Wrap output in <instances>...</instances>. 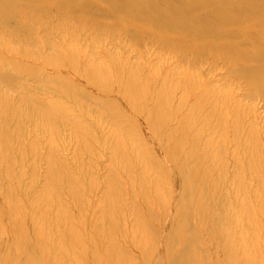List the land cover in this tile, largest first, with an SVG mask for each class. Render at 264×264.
Instances as JSON below:
<instances>
[{
  "label": "rangeland",
  "instance_id": "obj_1",
  "mask_svg": "<svg viewBox=\"0 0 264 264\" xmlns=\"http://www.w3.org/2000/svg\"><path fill=\"white\" fill-rule=\"evenodd\" d=\"M27 2L34 10L57 4ZM66 9H75L72 18ZM107 9L100 0H73L63 6L67 13L55 12L53 17L20 8L17 20L25 26L21 31L0 23L1 235L14 224L27 225L25 243L39 244L53 264H68L78 252L59 255L61 234L68 226L87 227L79 247L93 236L108 247V255L125 264H141L150 250L156 254H147L145 264H175L177 251L183 249L175 245L168 257L163 250L166 211L176 198L173 184L157 165L166 163L135 123L113 105L97 104L107 100L100 90L93 89L99 95L79 96L86 79L69 77L71 65L63 64L65 56L77 53V70L85 78L98 79L107 71L119 80L123 74L129 86L141 95L147 92L150 106L166 102L167 109L161 108L166 128L178 124L171 114L183 113V151L195 175L200 213L189 225L195 237L185 250L189 263L195 258L193 264H222L224 249L231 264H264V97L259 90L264 80L260 88H251L231 69L259 64L237 60L219 47L228 41L249 51L248 40L240 36L195 41L187 32L161 31L127 18V24L145 28L138 35L147 33L133 39L118 21L122 15ZM154 35L177 40L183 49L162 45L151 38ZM209 43L217 51L204 50ZM145 80H151L149 88L141 86ZM160 84L164 86L158 95ZM147 242L153 248L146 250Z\"/></svg>",
  "mask_w": 264,
  "mask_h": 264
},
{
  "label": "bare ground",
  "instance_id": "obj_2",
  "mask_svg": "<svg viewBox=\"0 0 264 264\" xmlns=\"http://www.w3.org/2000/svg\"><path fill=\"white\" fill-rule=\"evenodd\" d=\"M36 1L39 2L40 0ZM69 1L73 0H57V4L55 5L49 7L38 6L37 9L34 10L31 9V3H25V0H0V23L6 27L12 26L14 31H21L20 28L25 26L23 25V22L21 23L17 20L20 8H27V10L40 13V17L47 15H52L53 17L55 12L58 14L63 12L67 13L66 10H69L70 12L67 15L72 18L71 10L75 9L63 10V6L67 5ZM100 1L107 5V11L115 15H122L120 17L118 16V21L123 24V27L125 26V34L133 39L144 37L147 33L142 36L141 33L138 35L137 32H144L145 28L127 24V18L129 20L134 18L136 21H144L150 27L154 25L158 26L161 31L172 30L180 35H183V32H187L195 41L207 37L213 39L216 37L217 39L225 38V40L231 38H233L231 40H237L240 36L243 37L248 40L247 47H251L249 51H244L237 44H232L228 41L219 47L226 50L231 57L235 56L237 60L247 59L253 63L259 64L258 67L231 70L234 74L240 76V78L246 79L251 88L261 87V82L264 80V0H216L217 2L215 1V4H212L213 1L211 0H186V2H181L179 0ZM42 4L47 5L46 3ZM169 5H172L175 9H165V6ZM190 14L195 15L194 18L190 17ZM24 18L25 17H22L21 20ZM198 24H200V29L195 27ZM225 32H228V34ZM151 38L157 39L162 45L170 44L173 48H175V45L182 47L181 49H183V44H178L177 40L173 41L171 39H166L163 36L156 35ZM205 49L217 51L215 45L212 43L207 44V48H204V50ZM65 57L67 58L63 63L64 66L69 64L72 67H69L68 76L76 81H81L79 80L80 78L86 79V82H83L85 83L84 85L86 88L79 91V96H90V94L99 95L100 93H93V89L100 90V92H102L101 95L105 94L104 97L107 98V100L100 99L97 104L113 105L117 111L123 114V117L127 121L135 123L138 131H141L143 136L145 135L148 144L159 153L161 159L166 163L165 167L159 165V163H157V165L158 168L164 171L167 179L173 184L176 198L168 207L167 205L165 206L168 208V210L166 208V213L168 212L169 216H167L168 222L165 224L167 226L164 225L163 228L164 233L167 235L166 241L164 240L163 242V250L164 254H168L169 256L170 250H173L175 245L181 244L183 249H181L180 252H178L179 250L177 251V256L178 254L179 256L177 259L175 258V264H188L189 261L186 259L185 250L188 251L189 244L195 238L193 233H191L192 229L191 226L189 228V225L191 224L193 217L200 213L195 202L196 194H194L195 190L193 187V179L195 178V175L188 169L187 163L189 156L185 155L186 153L183 151V134L185 132L183 127V113L171 114L172 112H170L171 116H168H170V118H175L178 124L175 127L168 129L166 128L167 121L161 115V108L167 109L166 102H160V104L155 103L150 106L148 104L150 102L149 97L146 98L147 92L141 95V93L137 92L134 87L127 84V80L123 74L118 75L123 76L119 80H114L111 75L107 74V71H104L102 73L104 75H101L98 79L93 78L92 76L85 78L84 72L77 70L79 64L76 63H79L80 61L79 55L75 53V55ZM160 76L162 75L159 74L158 77ZM6 77L8 76L6 75ZM160 82L161 81L159 80L158 83ZM150 85L151 80H145L141 84V86H146L148 88ZM163 86L164 85L160 84L159 89L156 90L159 91L158 95H160ZM259 90L263 93L264 97V89ZM153 99V101H155L156 97H153ZM109 114L111 116L121 115L113 112H109ZM165 116L167 117V115ZM135 118L139 121V125L136 124ZM72 126L73 129H80V127ZM116 149L118 153L121 155L123 154L122 148L117 146ZM142 159V161L147 162L144 155ZM149 164L153 165L152 161H149ZM260 166L264 173V162L263 164L261 162ZM158 195L162 197L160 204L161 207H163L161 209L164 210V206L162 205L164 201L163 192H159ZM160 204L158 205L160 206ZM192 227L194 228V226ZM86 228H84L85 230H81L78 227L68 226L63 229L61 234L62 247L58 249L59 255L64 254L68 257L70 250L78 251L76 256L73 255V261H69L68 264H125L124 262H119V257L108 255V247L106 245L105 247L101 245V242L96 240L93 236L92 238H86L82 241L83 244L79 247L78 245L83 239V233L86 232ZM188 228L190 229V232H188ZM152 230L154 231L155 228ZM1 231L2 230H0V264H53L51 257L46 254L45 250L39 244L25 243L28 233L30 234L27 225L14 224L13 227L5 230L3 235H1ZM156 232L157 231L153 234L154 236L156 235ZM37 237L40 241L45 242L44 234L38 233ZM152 240L155 242V239ZM153 242L152 244H154ZM139 244V248L142 247V244ZM147 245H149L148 242ZM150 246L151 244L148 248L145 246V249L148 250ZM143 248L144 247H142V249ZM46 251L48 250L46 249ZM145 251L141 252L145 255ZM152 251L153 250H150L149 253H146V260L141 262V264L149 262V255L155 253L153 251V253L150 254ZM220 253L223 254V256H221L223 259H221L220 262L222 264H231L229 261L230 257L227 256L228 254H225L224 249H221ZM260 253L261 259H264V244L260 249ZM147 254H149L148 257ZM64 255H62V257ZM160 256L159 259L161 258ZM150 258L153 259L152 257ZM194 260L195 258L193 260L190 259L191 262L189 264H193Z\"/></svg>",
  "mask_w": 264,
  "mask_h": 264
}]
</instances>
